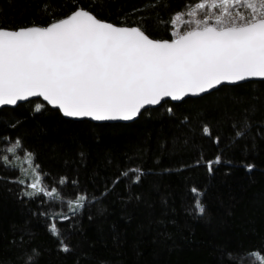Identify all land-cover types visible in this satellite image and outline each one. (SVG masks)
<instances>
[{
	"label": "trees",
	"instance_id": "obj_1",
	"mask_svg": "<svg viewBox=\"0 0 264 264\" xmlns=\"http://www.w3.org/2000/svg\"><path fill=\"white\" fill-rule=\"evenodd\" d=\"M201 2L0 0V28L47 26L79 7L171 40L172 18ZM37 103L0 111V156L19 163L3 151L19 139L16 155L32 154L42 189L26 195L36 192L32 177L0 160V264H247L248 253L264 255V83L164 105L126 126L70 123ZM129 169L142 173L138 183L121 176ZM80 195L87 199L73 215L66 202ZM54 217L59 236L49 231Z\"/></svg>",
	"mask_w": 264,
	"mask_h": 264
},
{
	"label": "snow or ice",
	"instance_id": "obj_2",
	"mask_svg": "<svg viewBox=\"0 0 264 264\" xmlns=\"http://www.w3.org/2000/svg\"><path fill=\"white\" fill-rule=\"evenodd\" d=\"M224 6L228 15V27L205 26L202 29L182 30L178 38L156 40L150 38L140 27L116 26L98 19L92 12L77 8L66 18L54 20L47 26H31L17 30L0 28V106L42 98L47 104L57 107L70 118H91L96 121L131 120L145 106L160 104L164 99H182L185 96L201 95L224 83H236L246 78H264V0H203L195 4L204 9ZM247 4L251 11L243 9L229 13L227 6ZM189 9L187 15L192 14ZM185 13H177L170 23L173 27ZM207 17L205 12L200 23ZM237 19L240 21L237 24ZM185 25L190 21L185 20ZM217 24H223L221 16ZM43 104L37 103L40 111ZM245 129L247 125L243 126ZM202 132L211 136L208 126ZM245 135L244 130L236 136ZM218 142V138H217ZM19 139L3 149L16 157L19 163L9 160V155L0 156L5 165L17 168L25 179L29 176L36 182L38 166L32 154L24 152ZM220 157L208 162L209 171ZM31 164L30 167L26 165ZM251 170V165H245ZM138 183L139 169L121 173ZM25 179H19L20 184ZM120 177L115 182H119ZM61 183H64L61 180ZM35 188L36 184L28 185ZM196 194L195 209L203 215L205 209ZM28 196L39 192H27ZM50 199L61 200L57 189L43 188ZM86 196L67 201L74 215L83 208ZM70 219L67 215L58 217ZM49 231L54 236L60 232L55 222ZM63 245V241H61ZM62 250L69 248L63 245ZM28 264H31L29 257ZM247 264H264V255L247 254Z\"/></svg>",
	"mask_w": 264,
	"mask_h": 264
},
{
	"label": "water",
	"instance_id": "obj_3",
	"mask_svg": "<svg viewBox=\"0 0 264 264\" xmlns=\"http://www.w3.org/2000/svg\"><path fill=\"white\" fill-rule=\"evenodd\" d=\"M259 83H264V78L254 77V78H246L245 80L239 81L236 83H224L221 86L211 90L210 92H206V93L201 94V95L189 94L188 96H185L182 99H178V100H172L171 98H166L160 104H157L154 106H145V108H143L135 118H133L131 120H127V121H125V120L96 121V120L91 119V118H70V117H66L62 114V112L57 107H53V106L47 104L46 101H43L42 98H38V97L30 98L27 101L17 102V104L15 106H12V105L0 106V111H2V110H14L19 106H23V105L31 103V102H40L49 111L58 113L59 116L64 121H67L70 123H88V124H91L94 126H116V125L126 126V125L136 123L145 113H147L149 111L157 110L164 105L177 106V105H181L182 103H184L186 101H196V100L206 98L207 96H209L215 92H218L222 88H234V87L243 86V85H247V84H259Z\"/></svg>",
	"mask_w": 264,
	"mask_h": 264
},
{
	"label": "rangeland",
	"instance_id": "obj_4",
	"mask_svg": "<svg viewBox=\"0 0 264 264\" xmlns=\"http://www.w3.org/2000/svg\"><path fill=\"white\" fill-rule=\"evenodd\" d=\"M227 7L229 10V13H234L235 10L243 9L248 14H251V11L248 8L247 4L236 5L235 9L232 6H227ZM189 9L193 10L191 15H187V12ZM205 12L207 13V17L204 20V23H200V20L202 17H204ZM181 13H185L186 15L177 20L175 27H173L171 24L172 38H174V36L178 38V35L180 34V32L182 30H187L188 28L202 29L205 26H213L215 28H220L222 26L223 27L230 26L228 23V15L224 13V6L213 7L210 3H207L204 9H196L195 7L186 8ZM218 14L221 16V19L223 21L222 25L216 23V17ZM185 20L190 21V24L185 25V23H184ZM239 23H240V21L237 19V24H239ZM31 183L36 184L35 188L29 187L31 189V191H36V192L42 193V189L40 187L41 186L40 182L32 181ZM31 183L29 182L28 184H31Z\"/></svg>",
	"mask_w": 264,
	"mask_h": 264
}]
</instances>
